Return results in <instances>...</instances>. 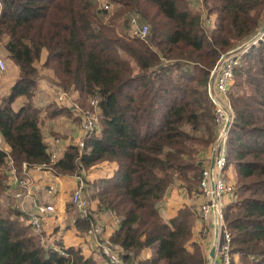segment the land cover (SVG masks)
I'll list each match as a JSON object with an SVG mask.
<instances>
[{"label":"trees","instance_id":"16d2710c","mask_svg":"<svg viewBox=\"0 0 264 264\" xmlns=\"http://www.w3.org/2000/svg\"><path fill=\"white\" fill-rule=\"evenodd\" d=\"M106 2L111 9L101 7ZM204 5L216 15L210 31L190 0H0V54L18 69L0 99L3 144L18 169L23 162L48 164L46 122L73 118L55 101L36 104L38 62L53 72L51 85L75 90L84 108L99 94L100 133L89 136L82 151L69 145L51 167L57 174L86 176L103 163L116 165L109 176L86 179L98 210L119 218L107 240L127 264L145 249L150 257L137 264L207 261L203 246L193 241L192 207L179 208L169 224L162 222L161 207L174 181L190 193L198 186L200 155L217 137L207 93L210 71L222 53L264 23V0ZM133 15L149 24L147 41L129 35ZM19 98L23 103L15 108ZM230 99L236 117L227 147L238 198L226 207L225 219L233 264H264V38L243 56ZM5 158L0 149V264H98L81 248L57 242L67 257L41 243L7 191ZM72 206L67 203L68 210ZM92 218L74 215L73 223L87 232Z\"/></svg>","mask_w":264,"mask_h":264},{"label":"built area","instance_id":"2783aa9c","mask_svg":"<svg viewBox=\"0 0 264 264\" xmlns=\"http://www.w3.org/2000/svg\"><path fill=\"white\" fill-rule=\"evenodd\" d=\"M194 7L202 12L203 27L210 31L215 27L216 15L209 14L204 5V0H190ZM101 7L109 10V3H100ZM264 23L248 39L240 42L237 46L224 52L219 57L215 66L210 71L207 83V93L214 106V120L217 126V137L209 149L200 155L202 172L194 196L199 202L192 207L195 213V221L200 225L198 243L205 248L206 264H233L236 257L232 253V234L227 227L225 219L226 207L236 201L237 182L233 166L228 159V139L235 120V111L230 99V89L235 80L237 67L242 63L245 53L254 45H258L264 38ZM131 37H137L147 41L150 31L149 24L141 22L139 16L133 15L128 23L127 29ZM6 70V61L0 57V73ZM51 95L59 105L67 106L73 113L69 123H75L77 119V132L73 137L64 139L60 135H54L48 143L47 151L50 162L32 167L38 170L50 172L52 180L47 186V193L54 195L57 191L56 178L58 175L53 171L51 165L56 163L63 155L66 148L74 144L81 151L84 149L86 140L92 134H99L102 126L100 120L101 96L93 94L89 97V107L84 108L78 100V93L73 89H63L51 85ZM1 102V100H0ZM0 149L6 151L5 163L2 173L7 178V191L18 199L20 210L24 213L31 229L36 233L43 245H48L45 234V221L47 217L55 212L53 203H48L34 196L31 189L30 165L23 162L18 169L10 150L4 146L0 134ZM213 160V164H212ZM76 187L71 194V204L77 214L81 217L91 215V200L88 182L84 174L73 175ZM183 185V183H182ZM87 235L92 239L96 252L101 255L108 264H127L118 248L108 242L104 234V226L95 218L90 220ZM62 255L68 257V253L61 247H53ZM215 248L214 255L211 254Z\"/></svg>","mask_w":264,"mask_h":264},{"label":"crops","instance_id":"0c3cea01","mask_svg":"<svg viewBox=\"0 0 264 264\" xmlns=\"http://www.w3.org/2000/svg\"><path fill=\"white\" fill-rule=\"evenodd\" d=\"M195 8L198 9L197 7ZM46 70L49 72L48 74H50V77H42L40 73V80L38 86L39 91L37 90L35 96L36 104L42 108L45 107L48 103L52 102V100L46 102V99L47 97H51L50 87L52 84L53 72L48 69ZM42 102L46 103L41 104ZM70 121L71 118H68L66 116H62L56 119L55 121H47L44 127V134L47 144L52 140V137L54 135H60L64 139L73 137L77 132V128L75 127H77L78 122L76 121L77 123H69ZM54 132H57L58 134H54ZM164 156L165 154H163V157ZM114 165L115 164L113 163H103L91 169L87 173V177H85L87 179L89 178L90 180H92L97 177L109 176L113 173L116 168V166L114 168ZM30 174L31 189L34 196L48 203H53L56 208L55 212L50 214L45 221V234L48 239V245L53 247H60L58 243H62L65 247H78L82 249L83 253L86 256H92L98 262V264H108L107 261L96 252L94 243L92 239L87 235V232L79 231L73 223V216L78 215L74 207L72 206L71 209H69L72 212L71 216L65 215V208L67 209L68 202L71 203V194L76 187L75 177L73 175L68 174L58 175L55 181L57 183V191L54 195H49L47 193V186L53 179L51 173L47 171L38 170L35 167H31ZM163 174V172H160V175ZM193 193L194 192L190 193L184 187V185H182V182L180 180L174 181V183L170 186L166 199L161 207L162 222L165 224H169V222L175 216L179 208L185 205L193 206L194 203L199 202V200L196 199ZM66 196L67 202L65 201ZM12 198H14V201L19 204L20 201L18 199H16L14 196H12ZM90 200L91 214L94 215V218L97 221L103 224L104 234L106 238H109L118 229L119 218L109 211H99L98 200H94L91 198ZM199 232L200 225L197 224V221H195L193 227V241H198ZM66 242L72 244L68 245L66 244ZM150 255L151 250L145 249L137 256L136 262H134V264H137L139 261L149 258Z\"/></svg>","mask_w":264,"mask_h":264},{"label":"rangeland","instance_id":"374dc122","mask_svg":"<svg viewBox=\"0 0 264 264\" xmlns=\"http://www.w3.org/2000/svg\"><path fill=\"white\" fill-rule=\"evenodd\" d=\"M45 56V54H44ZM43 56V57H44ZM0 57L4 59L3 55L0 54ZM5 60V59H4ZM38 66L40 68V73L42 75V77H50V74H48L49 72L43 68L41 66V63L38 62ZM17 66H15L14 64L12 66H9L8 67V64L6 62V70L1 72L0 73V99H1V96L7 92H9V89L11 87V85L15 82L16 78H17ZM39 91V90H38ZM48 96V95H47ZM51 97H47L46 99V102H49V101H53L54 100V96L55 95H50ZM41 97V96H40ZM23 100L24 98H19L15 103H14V106L15 108H19L22 103H23ZM46 102H42L41 104H45ZM116 165H114V168H115ZM69 194V193H67ZM65 198V197H64ZM65 201L67 202V196H66V199ZM65 215L67 216H71L72 212L71 210H68L65 208ZM64 215V216H65ZM66 244L70 245L72 243H69V242H66Z\"/></svg>","mask_w":264,"mask_h":264},{"label":"water","instance_id":"95a60500","mask_svg":"<svg viewBox=\"0 0 264 264\" xmlns=\"http://www.w3.org/2000/svg\"><path fill=\"white\" fill-rule=\"evenodd\" d=\"M263 30H264V26H263ZM212 164H213V160H212ZM214 252H215V248L213 247L211 250V254L214 255Z\"/></svg>","mask_w":264,"mask_h":264}]
</instances>
